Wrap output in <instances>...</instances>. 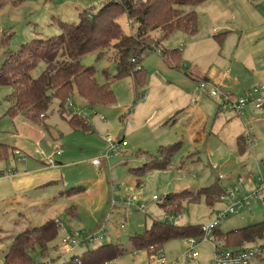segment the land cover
Segmentation results:
<instances>
[{
  "label": "rangeland",
  "instance_id": "374dc122",
  "mask_svg": "<svg viewBox=\"0 0 264 264\" xmlns=\"http://www.w3.org/2000/svg\"><path fill=\"white\" fill-rule=\"evenodd\" d=\"M106 1L23 0L17 4L7 1L0 7V67L7 56L21 45L31 43L33 39L57 36L61 32L59 22L75 25L83 11L94 12ZM185 9H193L198 15L196 34L174 30L160 41L167 50L180 46L184 64L180 69L167 67L159 53L149 50L141 56L140 63L145 73L144 77L141 76L143 79L136 83L130 74L114 77L118 53L112 46L101 50V56L96 50L81 57L80 62L84 66L94 68L99 85L109 83L113 103L88 105L73 90L61 109L58 100L52 98L45 111L46 117L40 121L22 114L11 117L6 110L13 104L9 96L13 91L12 85H0V142L10 148L17 146L21 149L17 150L19 155L14 154L17 148L9 150L8 159L0 160V170L6 172L20 159L35 164L52 158L60 162L56 166L62 171L60 181L30 191L18 206L9 202V196L13 194L5 180L9 175H0V229L6 235L22 230L24 226H39L49 218H55L60 224L58 235L47 243L44 255L37 247L30 252L31 264H62L105 241L129 249V236L142 232L153 220L178 225L206 224L215 219L219 210L240 199H247L249 205L223 217L218 225L220 230H231L247 225L248 221L263 218L264 199L248 198L251 184L247 182L238 187L233 199H217L209 205L201 196L196 202H184L177 215L166 214L159 205L160 199L169 192L188 189L195 193L206 186L211 188V192L217 185L224 190L231 188L232 182L228 183L231 172L243 177L252 172L254 182L257 176L264 178V106L258 109L248 104L255 111L253 119H257L249 122L246 117L240 118L233 111L221 108V102L211 97L206 88L202 93L203 100L212 105L202 108L199 102L194 108L201 110L204 116H210L207 123L200 116L190 122L183 118L182 112L186 105H192V93L195 95V87L204 80L212 82L217 91L235 97H244L248 90L253 91L256 98L264 96V91L258 88L264 82V0H206ZM118 22L125 34L132 33L125 14L118 17ZM160 34L156 31L154 40ZM218 36L223 37L221 42ZM44 67V62L39 61L31 70V77L36 78ZM225 74L227 77H224ZM205 76L208 78L205 79ZM219 78H223L220 84ZM144 90L148 94L145 101L140 102L136 95ZM217 110L222 112L223 118L231 116L233 121L226 120L219 126L221 121L218 118L219 122L211 128ZM128 112H132L131 116L125 120ZM73 114L77 118L82 117L88 127L69 123ZM222 115L219 114L221 118ZM188 124L194 129L193 135L195 131L199 134L195 141L198 144L195 146L198 150L196 157H193L194 154L186 156L185 152L190 151L187 147L191 144V135L186 131ZM244 124L251 126L250 142H246L250 148L242 155L230 150L234 156L228 157V164H224V159L216 154L209 155L214 147L211 145L217 143L216 139L206 141L210 132L217 138L235 137L244 134ZM106 133L115 139L123 137L128 146L120 147L116 153L110 152V159H102L101 170L96 167L100 171L97 174L91 164L106 150ZM180 140L182 143H179ZM167 143L179 144L169 165L153 169L144 167L146 160ZM57 150L60 155H56ZM242 161L245 165L241 164ZM213 163L218 166L217 171L210 168ZM136 167L143 169L138 180L129 170ZM220 172L227 179H218ZM98 179H101L100 183L96 182ZM70 186L73 191L69 189L65 193L64 190ZM130 187L137 196L141 195L139 204H144L143 207L130 205V201H118L122 194L133 195L132 191H128ZM71 206L76 208L75 215L68 213ZM87 233L101 239L81 242L87 238ZM63 237L77 240V246L64 247L61 242ZM188 239L167 241L155 254V259L164 258L167 264H212L213 247L203 239L195 243L196 259L185 261L190 247ZM262 242L264 237L257 241ZM3 248L5 244L0 245V264ZM157 260L149 259L145 251H138L126 253L107 264H158ZM250 264H261V259L255 258Z\"/></svg>",
  "mask_w": 264,
  "mask_h": 264
},
{
  "label": "trees",
  "instance_id": "16d2710c",
  "mask_svg": "<svg viewBox=\"0 0 264 264\" xmlns=\"http://www.w3.org/2000/svg\"><path fill=\"white\" fill-rule=\"evenodd\" d=\"M7 1L17 4L23 0H0V7ZM205 1L107 0L94 12L83 11L75 25L59 22L60 34L33 39L31 43L21 45L1 65L0 85H12L13 88L9 94L13 104L6 113L11 117L22 114L26 118L40 121L46 117L45 111L52 98L58 100L61 109L73 90L88 105L113 103L114 96L109 83L99 85L95 80L94 68L84 66L80 62L81 57L96 50H99L98 56H101V50L112 46L118 53L114 77L130 74L137 83L143 79L141 76L144 77L145 73L140 63L142 54L149 50L156 51L161 39L174 30L194 34L197 30V15L193 9L186 10L185 7L196 6ZM121 14L127 16V24L135 29L133 33L125 34L122 31L118 22ZM155 31L161 33L156 40L153 38ZM159 54L164 61L171 63L174 57L180 56V50L161 48ZM39 61L44 62L45 67L33 78L31 70ZM68 121L82 128L88 127L86 121L82 117L77 118L76 114ZM239 139L238 149L243 153L246 151L245 143L242 136ZM177 147L178 144L160 146L144 167L153 169L168 166ZM11 149L0 143V160L5 159ZM129 170L138 180L143 169L136 167ZM70 190L73 191V188ZM209 190L211 188L206 186L195 193L190 190L169 192L160 199L159 205L166 214L172 215L180 212L184 202H196L201 196L212 205L215 200L220 199L224 189L217 185L212 193ZM201 226L202 224L178 225L164 220H153L148 228L129 236V249L117 243L102 242L94 248L85 249L80 257L72 256L62 264H107L126 253L138 251H145L150 256L159 252L164 243L171 239L200 237ZM214 234L228 249L241 248L245 244L263 240L264 216L260 220L226 232L219 231L217 227ZM57 235L58 225L55 219L23 230L12 238L2 257V264H31L30 252L37 247L44 255L47 243Z\"/></svg>",
  "mask_w": 264,
  "mask_h": 264
},
{
  "label": "crops",
  "instance_id": "0c3cea01",
  "mask_svg": "<svg viewBox=\"0 0 264 264\" xmlns=\"http://www.w3.org/2000/svg\"><path fill=\"white\" fill-rule=\"evenodd\" d=\"M195 11V10H194ZM196 12V11H195ZM196 15H197V13H196ZM129 25V24H128ZM197 27H198V15H197ZM130 28H131V26H130ZM131 30H132V33L134 32V28H131ZM156 32V31H155ZM154 32V33H155ZM153 33V34H154ZM157 34H158V32H157ZM194 34H196V32L194 33ZM224 35V34H223ZM222 35V36H223ZM158 36H160V35H158ZM158 36H156V37H158ZM220 37V36H218V40L221 42L222 41V39H223V37ZM159 38V37H158ZM160 47L161 48H163V46L161 45V43H160ZM175 48H178L179 50H180V56H178V57H174V61H171V63L170 62H166V61H164V59H163V57L161 58L162 59V61H163V63L164 64H166V66L167 67H169V68H176V69H180L181 67L180 66H183L184 64H183V60H182V56H183V54H182V56H181V49H180V46L179 47H175ZM170 65H173V66H177V67H172V66H170ZM224 77H227V75L225 74L224 75ZM205 79L206 78H208V77H204ZM222 79L223 78H219L218 79V83L220 84V83H222ZM204 81H207V80H204ZM195 95H194V93H192L193 94V97H192V105H186V107L183 109V111L182 112H184V115H183V118H186V119H189L190 120V122L191 121H195L197 118H199V116L200 117H202L203 119H204V121H206V123H207V121L209 120V118H210V116L209 115H203L202 114V112H200L199 111V109L198 108H194V107H197L198 106V104H199V102H200V106L203 108V107H205V106H207V105H212V103H209L208 101H206V100H203L204 99V97H203V90L200 92V94H199V92H198V88H197V86L195 87ZM189 92V91H188ZM197 92H198V95H197ZM143 92H141V93H137V95H136V99H138V101H140L139 100V96L142 94ZM147 94H148V91H147ZM146 94V95H147ZM146 98V97H145ZM135 99V100H136ZM145 101V100H144ZM144 101H140V102H144ZM209 103V104H208ZM221 105V104H220ZM218 107H219V105H218ZM221 108H222V106H221ZM228 111V110H227ZM255 111H254V109L251 107V106H246L243 110H242V112L240 113V114H237L236 112H234V115L235 116H238V117H240V118H242V117H246V119H248L249 120V122L250 121H252V120H254L253 119V116H252V114L254 113ZM131 113L132 112H130V116H131ZM236 113V114H235ZM219 114H221L222 115V112L220 111H216V113H215V117H214V119L212 120V124H211V128H214V125H215V123L216 122H219V120L221 121L220 122V125L219 126H222V123H225L226 122V120L227 121H233V119H232V117L231 116H227V119H225V118H223V115H222V118L219 116ZM232 114V113H231ZM127 117V116H126ZM126 117H124L125 119H126ZM150 118V116L148 117V119ZM219 118V120L217 121V119ZM189 120L187 121L188 123H189ZM257 119L255 118V120L254 121H256ZM263 121H264V119H263ZM247 127V125L246 124H244V130H245V128ZM249 127H251V126H249ZM188 128V129H187ZM187 133L189 134V135H191V137H190V141H191V144L187 147V149L188 150H190V151H185L186 152V156H192V154H194L193 155V157H196L197 156V154H196V152H198V150L196 149V145H198L197 143H195V141H197V135H199L198 133H197V131H195L194 132V135H193V131H194V129H193V127H190L189 126V124L187 125ZM252 134V133H251ZM193 135V136H192ZM240 136H243L242 134H238V135H236L235 137H234V135L233 136H228L227 138L224 136V137H221V138H217V137H215L214 135H212L211 134V132H210V134L208 135V138H207V140L206 141H208V140H210V141H214V139H216V141H217V143L216 144H214V145H211V146H214L213 147V149H212V152L211 153H209V155H211L212 154V156L214 155L215 156V154H216V156H218V157H222L223 159H224V164H228L227 163V161H228V157H233L234 156V154H231V153H234L233 151H235V152H237L239 155H242L243 153H241L240 151H239V149H238V141H240ZM123 138V137H122ZM182 143V141L180 140L179 141V143ZM1 143V142H0ZM2 144H5V143H2ZM175 144H178V143H175ZM6 145V144H5ZM164 145H170L169 143H167V144H164ZM179 145V144H178ZM8 146V145H7ZM128 146V143L124 146V148L125 147H127ZM192 146H194V149H193V147ZM256 146V145H255ZM207 147V146H206ZM11 148H17L16 150H14V154L15 155H19V151H18V153H15V151H17V150H21V149H19L17 146H11ZM178 148V147H177ZM245 148H246V145H245ZM232 151L231 153L229 152V151ZM225 152H227L226 154H227V157H225V155H224V153ZM229 152V153H228ZM14 154H12V156L14 155ZM56 155H60V153L59 154H56ZM228 155H230V156H228ZM7 158V157H6ZM227 158V160L225 161V159ZM8 159V158H7ZM61 160L63 159V156L60 158ZM110 159V158H109ZM233 159V158H232ZM54 160V159H53ZM149 160V158L146 160V162ZM15 161H17V160H15ZM21 161V162H20ZM55 161V163L54 164H51V165H49V164H47V162H45V161H42L41 163H35V164H29V163H26V162H24V160H22V159H20L17 163H15L14 162V164L13 165H11L12 167H9V169H6V172H4V170H0V175H9L8 176V178H5V180L9 183V186H10V188H11V190H12V192H13V194L12 195H10L9 197V202L10 203H13V204H17V206L20 204V202H22L23 200H25L26 199V196H27V194L30 192V191H34V190H37V189H40L41 187H43V186H46V185H49V184H54V183H57L58 181H60L61 179H62V171H61V168L59 167V166H56V163H60L59 161H56V160H54ZM241 164L242 165H245V161H242L241 162ZM93 167H95V170H96V173L97 174H100V171H98L97 169H96V167L98 168V169H100L101 170V165L100 166H97V165H95V164H91ZM222 165V164H221ZM213 166H215V167H213ZM217 165H215L214 163L213 164H210V168L212 169V170H218L217 169ZM237 167V166H236ZM239 168H237V170H238ZM241 169L242 168H240V171H241ZM8 170H10V173L8 174ZM239 171V172H240ZM131 172V171H130ZM237 173V172H236ZM236 173H233L232 174V172L230 173V177H229V180H228V183H231L232 182V185H234L235 183H236V177H237V175H238V173L236 174ZM219 174H221V172L220 173H218L217 175H219ZM224 177L221 179V180H224V179H227V178H225V175H223ZM239 176V175H238ZM100 181H101V179H98L96 182L97 183H100ZM54 182V183H53ZM247 183H250L251 185H250V187H249V191H250V189L252 188V185H253V181H247ZM69 189H72V186H70V188L68 187V189H65L64 190V192L65 193H67L68 192V190ZM185 190H188V189H185ZM128 191H132V189H131V187L130 188H128ZM132 196L130 197V196H128L129 198H132V199H134V202H135V204L138 206L139 205V200L142 198L141 197V195H136V193H135V191L133 190L132 191ZM120 197H126L125 195L123 196V194L122 195H120L119 196V198ZM4 202H6V201H4ZM113 202H115V201H112V203ZM140 204H142V203H140ZM144 205V204H143ZM139 208V207H138ZM76 208H75V206H71V207H69L68 208V213L70 214V215H75L76 214V210H75ZM18 214L20 215L21 214V212H19L18 211ZM49 219H55V218H49ZM49 219H47V220H49ZM46 220V221H47ZM257 220H260V218H258V219H256V221ZM251 223H252V221H250ZM250 222L248 221L247 222V225L248 224H250ZM254 222V221H253ZM41 225V224H40ZM38 225H29V226H24L23 227V229L22 230H20V231H11L12 233H8L7 235L5 234V232H3V230H1L0 229V245H2V244H5V248H3L2 250H1V259H2V257H3V255L5 254V252L7 251V249H8V247H9V245H10V243H11V240H12V238L16 235V234H18V233H20V232H22L23 230H25V229H30V228H33V227H37ZM244 226V225H243ZM236 228H238V227H236ZM235 229V228H234ZM218 230L219 231H221V232H226V231H229V230H225V231H222V230H220L219 228H218ZM5 235V236H4ZM215 235V234H214ZM216 237V236H215ZM261 241V240H260ZM105 242H107V243H110V242H108V241H105ZM252 243H257V241H255V242H252ZM249 244H251V243H249ZM249 244H245L244 246H246V245H249ZM129 253H132V252H129ZM264 264V259L263 260H261V264Z\"/></svg>",
  "mask_w": 264,
  "mask_h": 264
},
{
  "label": "built area",
  "instance_id": "2783aa9c",
  "mask_svg": "<svg viewBox=\"0 0 264 264\" xmlns=\"http://www.w3.org/2000/svg\"><path fill=\"white\" fill-rule=\"evenodd\" d=\"M161 51V47H156V52L159 53ZM198 92H200L206 88L209 89V95L213 98H218V100L221 102V106L224 110L233 111L237 114H240L242 110L248 105L253 104L255 108L261 109L262 106H264V96L262 98H256L255 93L251 90H248L245 92V96L241 97H235L227 93H223L220 91H217L216 86L210 82V81H201L197 85ZM260 90L264 91V82L258 87ZM202 93V92H201ZM147 94V90H144L143 93L139 96L140 101H144ZM70 98V96H69ZM68 98V99H69ZM67 99V100H68ZM130 115V112L127 113V117L125 120L128 119V116ZM243 141L245 143L246 149L250 148V146L246 142H250L251 138V127H246L244 130V134L242 136ZM104 142L106 144V150L102 154L100 158H96L92 160V163L100 166L102 159H108L110 157V152L116 153L117 150L120 147H124L126 145L125 140L121 137L120 139H115L112 136H110L108 133H106L104 137ZM15 153H18V151H15ZM60 151H56V154H59ZM55 161L52 158L47 159V164L51 165L54 164ZM215 167V166H213ZM10 173V170H8V174ZM224 176L222 174L218 175L219 179H222ZM254 174L252 172L247 173L244 177L239 175L236 177V183L231 187L227 188L222 191L220 194V199L229 198L233 199L234 195L238 192V187L242 185L244 182L247 181H253L252 188L249 191L248 198H251L253 200H258L259 198H264V178L261 176H257L256 182H254ZM247 198V197H246ZM245 198V199H246ZM119 202H125L130 201V205H134V199L126 197H120L118 199ZM249 205V202L244 201V199L235 200L232 201L231 204L224 208L223 210H219L217 212V216L212 221L202 224L201 231L202 235L197 238H189L188 243L190 244L189 250L185 254V261H193L198 256V252L194 250L195 243L199 242L200 239H203L204 241H208L211 243L213 247V259L212 264H250V262L255 259L259 258L261 260L264 259V242L262 243H251L249 245L243 246L238 249H228L225 246V243L221 240L215 237L214 235V229L218 227L219 221L226 216L233 215L237 212H239L242 209H245ZM143 204H139L137 207H143ZM168 217V216H167ZM57 222V221H56ZM57 225H60L57 222ZM86 239H83L81 242H94L101 239V237L95 235V234H86ZM62 245L65 247L71 246L72 248L77 246V240L75 239H69L68 237H63L61 239ZM160 252V251H159ZM155 254L148 256L151 260H157L155 259ZM158 264H167L164 261V258H160L157 260ZM175 264V263H170Z\"/></svg>",
  "mask_w": 264,
  "mask_h": 264
}]
</instances>
